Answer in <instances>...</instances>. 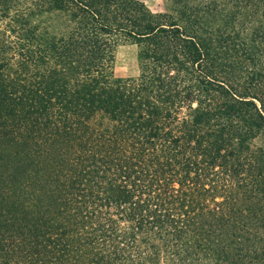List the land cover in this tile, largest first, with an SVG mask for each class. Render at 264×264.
<instances>
[{
	"label": "trees",
	"instance_id": "16d2710c",
	"mask_svg": "<svg viewBox=\"0 0 264 264\" xmlns=\"http://www.w3.org/2000/svg\"><path fill=\"white\" fill-rule=\"evenodd\" d=\"M48 1L70 15L46 36L0 26V264H264V72L240 33Z\"/></svg>",
	"mask_w": 264,
	"mask_h": 264
},
{
	"label": "rangeland",
	"instance_id": "374dc122",
	"mask_svg": "<svg viewBox=\"0 0 264 264\" xmlns=\"http://www.w3.org/2000/svg\"><path fill=\"white\" fill-rule=\"evenodd\" d=\"M151 12L165 15L164 19L178 18L183 7H190L201 16L205 26L222 29L225 33L239 32L241 43L253 51L254 68L264 72V0H138ZM8 3V2H7ZM68 7L71 3L67 2ZM8 11L0 3V26H11L13 35L36 31L46 36L53 26H60L70 15L68 9H53L47 0H10ZM72 7V6H71ZM258 31V34L256 33ZM56 35L59 31L54 30ZM11 36L14 38L15 36ZM19 37V36H18ZM114 46L112 70L118 77L138 75L139 47L128 38H117ZM246 55H237L233 64L239 75L238 85H245L247 66L251 67ZM257 78L258 85L264 90V73ZM238 79V77H237ZM245 81V82H243Z\"/></svg>",
	"mask_w": 264,
	"mask_h": 264
}]
</instances>
